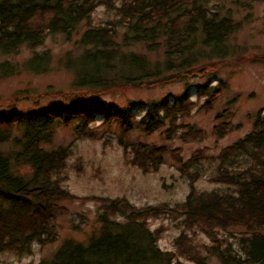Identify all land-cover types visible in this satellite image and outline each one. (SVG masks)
I'll return each instance as SVG.
<instances>
[{"label":"trees","instance_id":"16d2710c","mask_svg":"<svg viewBox=\"0 0 264 264\" xmlns=\"http://www.w3.org/2000/svg\"><path fill=\"white\" fill-rule=\"evenodd\" d=\"M220 1L215 0L212 5L213 0H0V56L17 53L22 46L33 48L24 65L36 72L48 67V50L34 49L49 34L77 33L80 24L87 23L99 5L116 12L112 22L85 28L78 40L82 51L63 61L74 74L72 85L84 89L80 94L88 100L85 106L46 105L25 114L16 110L0 113V252L31 254L33 243L55 241L58 233L54 221L67 212L61 202L68 198L87 199L78 198L60 184L58 175L66 167L70 147L45 146L51 144L57 126L77 120L73 128L75 139L94 140L99 138L97 126H103L106 134L112 133L113 124H117L118 144L131 153L128 162L143 172L157 170L165 154H171L191 188L177 207L166 203L137 207L124 197L88 196L100 202L97 214L100 226L85 240L63 238L53 253L37 264H172L180 258L211 264L209 255L215 256L220 264H264L261 112L249 132L217 154V171L209 180L226 185V190L199 191L193 185L199 171H191L190 167L205 158L201 155L203 149L184 160L177 147L127 137L133 131L150 135L162 130L166 139L203 140L201 129L184 120L195 108L209 110L228 87L227 79L197 87L195 99L186 88L181 95L150 100L139 118L135 116L133 103L116 108L101 100L89 102L93 93L127 90L139 84L153 88L175 79L185 80L190 72L200 68L197 63L212 55H227L230 49L226 42L239 29L240 21L234 20L231 13L221 12ZM239 1L246 4L255 0ZM121 29L124 30L120 32ZM138 43L149 51L162 48L163 58L149 60L132 48ZM261 55L264 57V53ZM217 68L212 64L207 74H217ZM13 72L11 61H0V76ZM99 115L103 116L101 122L90 126ZM224 115L221 111L215 117L213 132L218 137L224 136L226 126L230 125L228 120H221ZM16 128H22L21 133L12 137ZM9 142L13 149L3 150L2 146ZM239 155L245 157H235ZM233 162L239 167L232 166ZM24 164L30 166L29 174L19 172L18 167ZM159 217L180 220L184 228L174 238V249H162L158 244L162 227L149 226L151 218ZM235 225L245 229V234L238 237L240 253L229 247V242L224 245L218 236L221 230ZM185 230L201 232L215 245L205 254Z\"/></svg>","mask_w":264,"mask_h":264},{"label":"rangeland","instance_id":"374dc122","mask_svg":"<svg viewBox=\"0 0 264 264\" xmlns=\"http://www.w3.org/2000/svg\"><path fill=\"white\" fill-rule=\"evenodd\" d=\"M215 0L211 2L214 5ZM218 7L221 12L231 13L234 20L240 21V27L226 42L230 49L227 55L222 57L211 56L202 63L200 68L190 72L185 80L175 79L153 88H147L142 84L125 90L100 92L92 94L95 100L105 102L106 106L120 108L127 103H133V111L139 118L145 111V104L150 100L163 97H174L190 90V97L195 99V89L204 84L214 85L220 78L228 81V87L216 97L212 107L207 111H192L185 122L195 124L204 134L203 140H182L179 137L166 139L162 130L150 135L133 131L127 136L130 140H140L146 143L166 144L168 147L179 149L180 158L188 159L196 150H202V158L199 164L190 167L191 171L198 170L199 176L193 182L199 191H211L224 189L227 186L211 182L210 177L216 173L218 160L217 154L238 138L243 137L253 128L257 113L264 115V0L247 1L242 4L239 0L220 1ZM116 12L99 5L92 12L90 20L80 24L77 33L64 35L63 33H51L36 51L48 50L50 60L44 71L29 70L24 65L25 60L33 54V48L22 46L17 53L0 56V61L9 60L14 64V72L0 76V113H8L16 110L20 113L35 112L46 105H81L85 106L88 100H84V89H77L72 85L74 74L63 64L65 58L77 55L82 51L78 40L82 31L90 27H98L112 22ZM124 29H121L122 32ZM134 50L147 56L151 61L163 58L162 48L153 51L146 49L143 43L135 44ZM212 64L217 65V74L208 75ZM184 79V78H183ZM189 85V87H187ZM203 100L198 102V105ZM231 101V102H230ZM138 105V106H137ZM197 105V106H198ZM140 107V108H137ZM228 108L227 110H223ZM221 111L224 116L221 120L229 121L228 131L222 137L216 136L213 126L215 117ZM103 116L99 115L90 126H97ZM57 126L54 130L51 144L45 146L68 145L70 154L66 167L58 175L61 186L74 194L79 200L68 198L61 203L66 206L67 212L60 215L55 221V231L58 238L45 244L33 243L31 254H18L5 250L0 252V264H37L43 257L49 256L56 249L60 240L65 237H73L85 240L100 226L97 214L99 200L88 198L96 195L100 197H124L131 204L142 207L145 205H159L166 203L177 207L184 201L190 190V181L186 174L179 171L177 162L171 154L166 153L164 162L155 170L143 172L139 167L128 162L131 156L129 150L125 152L118 144L120 130L117 124H113L112 133L103 132V126H97L96 139H75L74 125ZM22 128H16L13 136H19ZM3 150L11 151L12 142L2 146ZM235 157H245L239 155ZM241 162V160H240ZM232 166L239 167L237 163ZM243 164L240 165V167ZM21 173H30L29 165L18 167ZM229 189H231L229 187ZM151 229L162 227L158 244L162 249H174V238L184 229L180 220H171L169 217L151 218ZM192 236L193 242L203 251L209 253V247L215 245L201 232L185 230ZM264 232V228H262ZM218 235L221 242L240 253L238 237L245 234V229L240 225L231 226L221 230ZM211 264H220L215 256L209 255ZM172 264H196L192 261L180 258Z\"/></svg>","mask_w":264,"mask_h":264}]
</instances>
